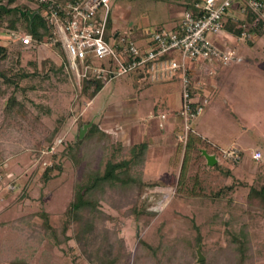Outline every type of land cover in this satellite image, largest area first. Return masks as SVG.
<instances>
[{
    "label": "rangeland",
    "instance_id": "obj_1",
    "mask_svg": "<svg viewBox=\"0 0 264 264\" xmlns=\"http://www.w3.org/2000/svg\"><path fill=\"white\" fill-rule=\"evenodd\" d=\"M34 1L15 0L14 5L35 9ZM194 1L110 0L105 41L112 43L111 31L117 29L120 37L141 42L151 32L168 28L171 22H179L187 6ZM262 27L261 35L238 43L240 62H232L227 68L213 73L207 65L197 62L201 82L198 85L206 83L203 94L208 103L201 115V123L193 129L195 132L190 135L185 149L177 137L181 131V121L177 115L181 106L180 84L178 80L168 82V78L163 77L160 80L161 75L156 71L152 76L143 70L114 77L104 75L101 79L103 88L94 99H81L80 102L82 79L78 80L72 70H69L70 77L64 83L56 80L52 74L49 80L41 81L42 73L39 71L40 77L33 81L36 89L25 93L27 102L24 111L28 119L23 123L13 119L2 124L4 100H1L0 264H10L15 257L25 259L27 264H87L78 255L73 241L56 247L50 240H44L37 247L30 240L28 243L35 250L32 247L24 250L23 244L18 241L26 234L14 229L11 224L32 216L31 222L39 226L43 222L40 214L45 213L51 228L59 225L72 200L74 182L80 180L82 173L81 168H76L66 155L67 149L64 148L67 144L73 145L77 135L80 136L81 128L91 121L92 125L96 123L109 134L112 144L122 146L121 154L115 153V161L132 160L129 166L136 158L130 149L144 144L146 147L141 150V157L137 160L142 162V166L139 164L132 170H142L149 184H159L144 192L146 195L152 194L149 209L155 212L148 224L142 217H125L124 209L115 211L106 203L101 204L102 211L120 221V236L131 252L130 264L138 239L153 247L160 242L172 244L177 235L195 236L192 223L200 228L205 247L215 246L218 240L224 239V229L212 224L211 216L218 211L224 213V219L229 217L226 211L229 197L232 204L239 206L233 207V215H242L246 219L254 252L263 255L255 264H264V214L258 207V199L251 205L254 210L247 204L250 187L259 189L264 185V175L259 178L264 174V23ZM26 31L6 38L0 30V47L8 46L10 52L12 44L19 41ZM46 59L60 65V43L53 44L48 40L39 44L35 52L25 51L20 66L32 71L28 66L29 61H36L40 67L39 64ZM76 64L82 72L79 61ZM85 65L91 74L95 61L87 59ZM28 82L27 79L22 84ZM18 97L20 99L22 94H18ZM173 112L179 124L176 126L177 121L171 123L172 131L167 132L166 123ZM162 115L166 116L165 120L161 119ZM35 116L38 117L35 119ZM57 125L59 132L50 144L43 138ZM210 142L225 149L210 146ZM27 143L33 147H27ZM232 147L241 151L238 164L221 159L220 150ZM201 149L216 153L219 167H208L200 154ZM256 151L261 152L258 161L253 160ZM55 154L58 158L53 159ZM51 164L59 169L44 182L40 177L41 171ZM226 170L231 171L229 177L224 176ZM229 186L232 189L227 191ZM218 191H224L228 197L218 202L213 197ZM198 245L204 257L202 245ZM198 245L194 249L195 255Z\"/></svg>",
    "mask_w": 264,
    "mask_h": 264
},
{
    "label": "trees",
    "instance_id": "obj_2",
    "mask_svg": "<svg viewBox=\"0 0 264 264\" xmlns=\"http://www.w3.org/2000/svg\"><path fill=\"white\" fill-rule=\"evenodd\" d=\"M6 1L3 3V0H0V30L3 31V35L11 38L27 30L26 34L31 36L32 41L28 45L17 41L10 47V52L8 46L0 47V101L4 100L1 117L2 124H7L13 119L23 123L28 119L24 111L25 102H27L25 93L36 89L33 81L36 77H40L39 71L42 73L41 81L49 80L52 74L56 80L64 83L70 77V68L62 48V62L58 66L47 59L39 64L40 67L36 61H29L28 66L32 68V71L20 66V59L25 51L35 52L39 44L51 39L52 27L46 18V4L34 1L36 7L30 9L26 5H14L15 0ZM198 3L200 0H195L187 6V10L196 13L195 5ZM29 12H36L31 21L28 16ZM243 25L247 27L251 36L250 40L263 33L262 23L257 22L253 14H247L237 22L227 17L224 29L233 36H239L243 31ZM143 71L147 74V70ZM27 79L29 82L22 84ZM102 88L101 79H84L79 92V102L81 99L92 101ZM20 93L22 97L19 99L18 94ZM195 93L196 91L193 90L194 95ZM37 117L35 116V119ZM58 132L57 125L43 139L52 144ZM20 139L23 141L22 138ZM26 146L33 147L30 143ZM145 147L144 144H140L130 149L136 158L132 164L127 166L124 160H114L116 152L121 154L122 146L119 143L112 144L109 134L101 130L96 123L89 128L82 139H79L77 135L76 142L73 145L67 144L64 149H67L66 155L76 168H81L82 173L80 180L74 182L72 200L63 213L62 221L57 227L51 228L45 213L40 214L43 222L39 226L31 222L32 216L18 219L14 222L15 226L13 222L11 225L22 234H26L18 243L23 244L25 250L32 247L28 243L30 240H33L37 247L44 240H50L56 247L73 241L78 255L87 264H130L131 252L125 240L120 236V221L102 211L101 204L106 203L115 211L124 209L125 217L133 216L135 219L142 217L146 224L149 223L151 217L155 216V212L149 209L152 194L146 195L144 192L150 191L159 184H149L142 170L137 172L132 170L139 164L142 166V162H137V160L141 157L140 152ZM52 157L55 159L58 155L55 154ZM230 164L233 163L230 162ZM216 167L219 165L216 164ZM58 169L55 164L44 166L40 177L46 182ZM230 175V170L224 172L225 177ZM263 175L261 174L259 178ZM231 189L230 186L226 188L227 191ZM249 190L248 206L254 210L251 205L255 199H258V207L264 214V185L262 184L259 189L250 187ZM226 196L228 197L224 191H218L213 197L219 202ZM233 207L239 206L232 204V199L229 197L226 203L229 217L224 219V213L218 211L211 216L212 224H217L224 229V239L218 240L215 246L205 247L200 228L193 226L192 223L196 232L195 236L191 238L177 235L172 244L160 242L157 247H153L142 239H138L132 256V264H255L263 255L261 252L257 255L254 252L246 219L242 215H233ZM198 244L202 245V253L205 257L202 261H196L197 256L194 253ZM32 249L35 250L34 247ZM13 263L27 264L25 259L17 257L10 261V264Z\"/></svg>",
    "mask_w": 264,
    "mask_h": 264
},
{
    "label": "built area",
    "instance_id": "obj_3",
    "mask_svg": "<svg viewBox=\"0 0 264 264\" xmlns=\"http://www.w3.org/2000/svg\"><path fill=\"white\" fill-rule=\"evenodd\" d=\"M35 1L46 4V18L52 27L50 40L53 44L60 43L69 68L78 80L102 79L104 75L114 77L140 70H147L151 76L159 72L160 80L161 77L177 78L181 89V106L177 112L181 131L177 137L184 149L194 133L195 121L208 103L207 98L198 99L193 94L192 76L197 62L207 65L213 73L241 61L236 45L250 40L251 36L245 25L241 35L227 34L224 29L227 17L237 22L253 14L257 22L264 23L263 0H200L195 5L196 13L185 11L173 27L151 32L143 43L120 37L117 29L111 31L113 42L109 43L105 37L110 0ZM19 41L28 45L32 40L29 34L23 33ZM87 59L95 61L91 74L85 65ZM76 61L82 66V72ZM161 119L165 120L166 116L162 115ZM220 156L233 164L241 161V151L235 147L220 150ZM260 158L261 152L253 153V160Z\"/></svg>",
    "mask_w": 264,
    "mask_h": 264
},
{
    "label": "crops",
    "instance_id": "obj_4",
    "mask_svg": "<svg viewBox=\"0 0 264 264\" xmlns=\"http://www.w3.org/2000/svg\"><path fill=\"white\" fill-rule=\"evenodd\" d=\"M175 23H177V22H171V23H170V26H169L168 28L173 27ZM165 28H166V27H165ZM226 32H227V31H226ZM227 34L231 35L229 32H227ZM146 39H147V38H143V40L141 41V43L145 42ZM231 40H232V38H231ZM228 45H229V43H228ZM230 45L233 46V43L230 42ZM238 45H239V44L236 45V48H237V49H238ZM199 68H200V66L198 65L196 68L193 69L194 75L192 76V82H193V85H194V90L196 91L195 94L197 95V98H198V99L204 97L205 94H203V90H204L205 85H206V83H204V82H203L204 84L202 83L201 85H198V83L200 82V78H199L198 73H197V72H199V71H198ZM166 81H168V82H176L177 79H176V78H172V79H167ZM177 82H178V81H177ZM200 83H201V82H200ZM197 87H199V88H197ZM205 89H206V88H205ZM213 92H214V91H213ZM205 109H206V108H205ZM176 112H177V111H176ZM204 112H205V110H204ZM174 113H175V112H173V113L170 114V117L168 118V121H167V123H166V129H167V132H168V131H172V130L170 129V125H171V123L177 121V123H175L176 126H178V124H179V123H178V120H177V117L175 116ZM150 114H151V113H149L148 116H149ZM161 114H165V115H166V113H161ZM203 114H204V113H203ZM203 114H202V116H203ZM202 116L198 118V120H197L196 123L194 124V128H193V129H196V127L199 126V124L201 123ZM173 130H174V129H173ZM194 132H195V130H194ZM196 133L199 135V133L197 132V130H196ZM198 135H197V136H198ZM208 144H210V146L212 145V146H214V147H218V148H220V149H225V148H221V147H219L217 144H215V143H213V142H210V143H208ZM201 150H202V149H201ZM204 150H206V149H204ZM206 151H207V150H206ZM207 153H208V151H207ZM208 154H214V153H208ZM214 155H215V154H214Z\"/></svg>",
    "mask_w": 264,
    "mask_h": 264
},
{
    "label": "water",
    "instance_id": "obj_5",
    "mask_svg": "<svg viewBox=\"0 0 264 264\" xmlns=\"http://www.w3.org/2000/svg\"><path fill=\"white\" fill-rule=\"evenodd\" d=\"M35 13L36 12H32V13L29 12L28 13V16L30 18V21L32 20V18L35 15ZM91 125H92V121L89 124H86V125H84L81 128V130H80V136H79L80 139L84 136L85 132L87 131V129L89 127H91ZM200 154L205 159L206 165L208 167H214L217 164L218 160H217V158H216V156L214 154H208L207 151L204 150V149L200 150ZM131 161L132 160H130L128 162H125V164L128 165L129 162H131ZM196 255H197V261H202L204 259V257L202 256V254L200 252V245H198V248L196 250Z\"/></svg>",
    "mask_w": 264,
    "mask_h": 264
}]
</instances>
